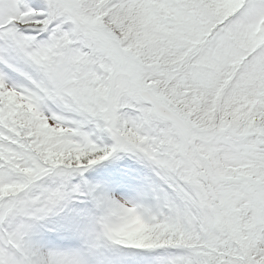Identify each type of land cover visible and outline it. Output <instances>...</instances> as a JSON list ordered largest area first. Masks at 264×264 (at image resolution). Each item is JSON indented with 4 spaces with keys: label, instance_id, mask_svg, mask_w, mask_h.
Instances as JSON below:
<instances>
[{
    "label": "snow or ice",
    "instance_id": "snow-or-ice-1",
    "mask_svg": "<svg viewBox=\"0 0 264 264\" xmlns=\"http://www.w3.org/2000/svg\"><path fill=\"white\" fill-rule=\"evenodd\" d=\"M0 264H264V0H0Z\"/></svg>",
    "mask_w": 264,
    "mask_h": 264
}]
</instances>
